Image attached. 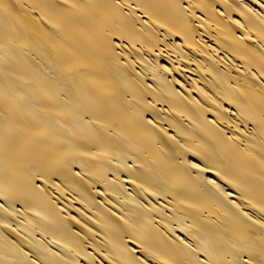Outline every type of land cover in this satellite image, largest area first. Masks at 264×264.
I'll return each instance as SVG.
<instances>
[{
	"label": "bare ground",
	"instance_id": "obj_1",
	"mask_svg": "<svg viewBox=\"0 0 264 264\" xmlns=\"http://www.w3.org/2000/svg\"><path fill=\"white\" fill-rule=\"evenodd\" d=\"M0 264H264V0H0Z\"/></svg>",
	"mask_w": 264,
	"mask_h": 264
}]
</instances>
